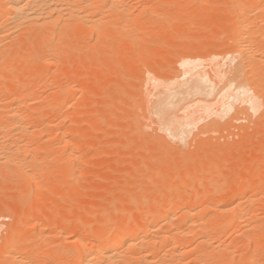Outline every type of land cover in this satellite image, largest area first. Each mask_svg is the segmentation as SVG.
<instances>
[{
  "label": "bare ground",
  "instance_id": "6f19581e",
  "mask_svg": "<svg viewBox=\"0 0 264 264\" xmlns=\"http://www.w3.org/2000/svg\"><path fill=\"white\" fill-rule=\"evenodd\" d=\"M128 1L130 2L131 0H0V168L5 169V171H6L5 173H7L8 171L11 170V168L8 169V167L9 166L12 167L11 164H13V165L15 164L18 166V167L17 166L16 167L19 169V170L17 169L18 170L17 174H20V172H23L25 175L23 174L22 178H24V179H26L24 176H27V178H28V180L26 179L27 183L23 182V184H24L23 186L24 187L27 186L29 188V190L27 191L25 189V192L27 191V193H25V195H27V196H26V198L24 197L25 201L22 200L23 205L20 204V206L23 207V211L31 204V202L33 200H36V199H39L42 197V192H41L42 188L40 189V187H42V186L39 187V185L36 184L34 187L33 184L38 183L36 181L37 176L42 177L41 174L43 173V168H44V167L40 166L42 160H40V158H38L37 155L39 152L41 153V151L43 153H45V148H42L44 145L38 143L39 147L42 145L41 149H39V150H38V148H39L38 146H36V149H35V147L31 149V147L29 146V148L31 150H33V151L35 150L34 151L35 153H34V152L30 151L29 148H27V145H28L27 143L29 142V140L31 138H35L34 136L37 135L38 133L40 135V132L41 133H45V132L47 133V131H50V129H48L49 127L46 129L40 123L42 121H44L45 118L48 117V115H49L48 113H50V111L53 113H55L54 112L55 110L58 111V109L54 110V108L55 107L57 108V105H59V104L56 105V104L52 103L53 106H50V104L45 103L46 106H44L42 108V107H40L41 105H39L40 102L38 103L39 106L37 105L35 107L34 106L35 104H34L33 105L34 107L32 106L31 108H37V107L39 108L40 107L41 112H39V110H38V111H36V113H34V115H35V114H37V112H39L38 115H36L34 118V121H33L34 124L32 122H30L31 124L28 123V121H26V119H24V116L22 115V113H23L22 110H24V108H21V107L31 106L34 101L39 99L38 91L36 93V90L33 89L34 85L31 84L33 86V88H32L33 90L32 89L30 90V87H29L30 82H33L32 78H34L35 76L38 77L40 74L43 75L44 73H47L49 71V69L51 68V66H53L51 63L53 61H56L57 63L56 62H54V63L56 65H58L59 62H66V60H68L74 66V63L72 62L73 60L70 61L71 58L69 59L67 57L71 54L73 55L75 52H78L79 51L78 49H81V47L79 48V46H81V43H83L84 41L88 40L90 42L93 38L94 33H96V35H97V37H96L97 41H99L102 44H105L106 40H108V39L112 38V39H116V41H117L120 39V37L125 38L122 35L126 34L129 36V34H127V33H129L130 31H134L137 33L144 31L145 28H143L144 24L142 25V23H141L143 20V19L141 20V17L142 18L145 17V13L148 11L147 8H149V7H147V8L144 7V9L140 10V13L138 15L134 14L135 17H132V15H130L128 12L129 9H131L130 8L131 6H129L130 4ZM211 3H212V1H211ZM131 5H135V4L131 3ZM157 6H158V4H157ZM202 6L205 7L204 4ZM169 7H170V5H169ZM188 7L189 6H187L186 9L183 8V9H185V11L179 15H183L185 12L187 13V11L189 10ZM132 8H134V7H132ZM253 11H256L254 13V15L251 14ZM227 12H226L227 13L226 17L224 19L218 20L217 22L215 21V24H217L218 26L226 24V23L228 24V26H227V24L225 25V26H227L226 31L230 35L231 40H232V43L230 42L231 43L230 48L228 47L229 49H227L226 51L225 50L222 51L219 49L220 45L212 44V43H211V45L208 44L207 46H205L204 48H201V49H199L200 48L199 47L198 49L202 50L201 52L200 51L197 52L196 49L192 48V47H189L187 49L184 48L185 51H183L184 53L181 54L182 58L180 59L179 62L181 63L182 68H183V66H185L186 68L189 67V68H187V70H186V68L182 69V73H183V70H185L184 74L187 73L188 77L187 76L182 77V75L176 73V72H178L177 70L172 71V73H171V71L169 72V70H167V72L165 71L166 73H156L155 72L156 74L153 76L151 75L149 78V80L153 81L155 83V86L158 88V89L156 88L157 89V91H155L156 93L152 90L154 92V93L151 92L153 95L149 96L150 91L148 90L149 93L147 94V92H146L147 90L145 89L146 94H144V95H142V93H141V95L135 94L137 96L136 99H133V101L137 100V102L134 101L135 103H131L132 99H131V101H129L130 100V99L128 100L129 97L127 96V98H126V95H125V96H123L122 99L123 100L126 99L127 101H129L127 103H126V101H123L124 103H126V105H127L126 107L124 106L125 104L123 105L121 103L122 102L121 100L118 101L117 96H116L117 98L114 99V100L117 99L115 101L116 106H114V107L117 109L123 110V111L125 110V108L128 107V105H130L131 108H132V106L136 105L140 109H142V108L145 109V107L148 106V108L150 109L149 111H151L150 116L154 115L153 116L154 117L153 120L155 121L154 123H157V126L160 125L162 128V131L161 130H158V131H161L160 132L161 134L164 131L163 134L165 136H157L158 139L159 140H165L166 137H168V138H170V140L173 139L172 141L175 140L173 143L176 144V147H175L176 157L171 156L170 151L167 150L168 148L158 146L159 143L158 144L156 143L153 145L152 149H155V151H151L149 149L151 147L150 146L151 144L149 145L150 147L145 145L142 149L143 151L140 153V155L142 154L143 157L141 159L138 157L139 162H136L135 165H138V163L140 164V165H138L139 167H137V168H139L138 169L139 171L141 170L140 169L141 167L146 166V169H145V167H143V169H142V170L145 169V171H143L144 177L146 179V180L144 179L145 181H147V179H151V177L153 175L157 176V174H158V175H161L162 178H164V180L162 182L160 180H158V182H160V183L152 186V184L150 185L149 181L146 183H144V181H143V184H139V186L137 185V187L134 185V188H133V185L131 184V183H133V179L131 178L132 181H129L130 182L129 184H131L132 187H130V188L127 187L128 188L127 189V188H125V184H124V187H122V188L125 190L126 189L130 190V191H132V190H137V192L142 191L143 192L142 195L141 194L138 195V193H137V195L133 196V195H129V194L124 193V192L120 193L117 190L118 194H117V192H115L114 195H115L117 201L120 200L119 202L122 203L121 206L119 203V206L117 207L118 209L115 210V208L113 207V203L108 204L107 202H106L107 203L106 208L104 207V209H102V211L94 212L92 214L86 215L84 213L85 211L83 212L81 210L75 209L76 212L74 210V212L71 215L69 214L70 218L72 217V219L75 218V220H77L76 224L72 228H70V232H69V228L67 227L68 225L67 226H65V224L62 226L57 225L58 227L60 226V228H59L60 233L62 231H63V233L66 231V233L69 232V233H72L73 235H76L77 237H79V239L77 238L78 240H77L76 248L72 249L70 251V253H68V256L71 259V260L69 259V261L73 260L74 263L77 261V263H75V264H177L176 262H180L178 264H182L181 261L184 262V259H185L184 257L186 256V258H187V255L184 256L183 254H185L186 252H188L190 250V249H188V244L190 242V245H191V242H194V241H192L193 240L192 238H194V239L196 238L195 234L200 229L199 225H202L201 228L203 227L202 229H205V230H202L203 233L199 234L200 235L199 236L200 240L198 239L199 242L196 239L197 242L194 243L195 245L192 243L195 246V248H194V246L192 247V249H191L192 252H195V253L197 252L198 254L200 253V257L198 258L200 261L198 260L199 263H196V264H215L216 261H217V263L220 262L219 264L226 263V262L227 263L233 262V258L230 256L231 254L229 255V253L230 252L232 253L235 249L233 251H230L229 248L231 250L233 249L230 247V245L228 246V245H225L224 243H222L224 245L220 244L222 239L220 242L218 241L220 239V237H219L220 233L221 232L223 233V231L227 229L226 227H230L232 225L233 226L234 225H237V226L241 225L242 228L245 227L244 229L248 228V229H246V231H244V233L246 232V234H243V235L248 236V237L244 236L245 238H247L246 243L249 244L250 241H254L256 243L255 244L253 242L255 245H257V246L259 245L258 244L260 241L259 239H260L261 235L264 233L263 232L264 226H263V229H261V230L258 229L259 232L255 233L254 230H255V228H259V225L257 224L258 227H255V225H252V223H257V222L252 221V223H251V220L257 218V216H259V215L258 214L256 215L255 214L256 212L254 210L252 211L249 208L252 207V209H253V207L256 206L255 204L258 201L260 202V200H262L261 199L262 197L260 199H258L259 197L257 196L258 198H256L255 195L259 193L260 187L262 185H264V181L262 179H260V177L256 178L257 176L255 175L256 176V177L254 176L255 179L253 178L250 182H247L246 180L242 183L240 181H239V183L235 182L236 184L234 183V185L231 187L232 189H229V190L224 191V192L217 191V190H219V189H217L216 191H209V192L207 191L205 193H200L197 191V189L201 188L200 186L206 187L208 185V188H211V190H214V189H212V187H209V186L220 184L224 180L223 171L225 172L224 169H225L226 165H228L232 159V158L231 159L229 158V154H230L229 153L230 151L228 150L229 144L226 141L225 142H221V141L216 142V140L215 141L211 140V141H214V143L212 142V144H204L202 141H200L198 143L199 146H198L197 154H192L191 152H189L188 150L185 149L187 146V143H189L188 141H189L190 136H192L193 130H196V128H197L196 125H197L198 121H200V122L202 121V123H203L205 120H207L206 118H205V120H203L204 117L207 116L204 113H206V112L211 113V111L213 112V110H215L214 108H216V110H215L216 112L214 111V113H213L214 116L213 115H212L213 117L210 116V117H212V119L210 121L204 122V124L200 128L201 133L212 131V132L217 133V134H218V132L220 134H225L224 131L226 130L228 125L234 119H237L240 113L246 114L247 119L250 121V125H251L250 127L253 130H260V131L264 130V0H236L234 2L233 6H231V8H229V10ZM158 14L156 16V19L154 18L155 22L157 24L159 21L162 22V19L164 18V17L160 18L161 16ZM200 15H199V17H196L193 20H191L188 24L187 23L185 24L184 21L182 22L183 17L180 18L181 16H178V15H177V17L172 16L173 18L171 19V16L167 15L166 19H165L166 21L163 20L165 27L164 26L162 27V29L164 28L163 29L164 32L163 31L162 32L167 33V30H169L168 26L173 25L174 21L175 22L178 21V23L174 24L175 26L179 25L176 28V31H178V30H180V28L182 29V27H184V25H187L189 28H196V27L198 28V27L204 25V23L206 24L207 22H210L209 20L214 17L212 14H209V13L203 14L202 16H200ZM175 18H177V19H175ZM184 20H185V18H184ZM214 20L215 19H212V23ZM155 22H154V24H155ZM161 22H159V27H161L160 26ZM120 23L124 24L123 27L126 30H122V28L118 27L120 25ZM115 26L118 27L116 29L120 30L121 33H118L119 32L118 30H117L118 32H116V30L112 31V28L115 29L114 28ZM153 26L156 27V24ZM109 27H111V28H109ZM155 27H153V28H155ZM151 30L154 31L152 28H151ZM162 32H161V35L163 36ZM212 33H213L212 31L207 32L205 37L207 38L208 41L213 39V36L215 34L213 35ZM119 34H121V35H119ZM69 35H70V37L74 36L73 37L74 39H72L73 40L72 44H69L66 47H60L59 45H58L59 46L58 47L57 44H55L56 43L55 39H57L58 41H61L64 38L66 40L67 36L69 37ZM171 35L173 36L172 33L168 32L167 35L165 34L166 38L163 37V40H166L167 37L171 36ZM133 36H135V35H133ZM150 38L152 39L153 42L158 41L157 37L154 35H153V37L151 36ZM215 38H217V37H215ZM36 40L40 41V42L42 41L41 43H44V44H42V46L36 48L34 46L35 44L37 45V43H38V42L37 43L35 42ZM173 40H175V39H173ZM222 40H223V38H222ZM43 41H46V42H43ZM97 41H95V42H97ZM188 41H190V40H188ZM70 42H72V41H70ZM99 42H97L95 44L98 45ZM127 42H128V40H127ZM168 42H170V41H168ZM225 43L226 42H224V44ZM154 45H155V43H154ZM87 46H89V45H87ZM127 47H129V46H127ZM33 48H35V49H33ZM104 48H102V49L104 50ZM207 48H209V49H207ZM182 50H183V48H182ZM204 50H206V51L209 50L210 53L207 54V52H206V54H207L206 55ZM219 50L221 52H219ZM107 51L105 53L104 52L103 53L107 54L106 56H108V57H106L105 55H104V57H106V59L109 61L108 58L110 56L111 51L109 48ZM71 52H73V53H71ZM199 53H200V55H203V56H200ZM71 56H69V57H71ZM53 57H54V60H53ZM221 57H223L225 59V61L224 62L221 61L222 63L219 62V64H217V66H219L218 68L226 67V69L223 68V70L221 68L222 71L220 73L223 76L221 79V81H223V85H221V81H218L215 78H213V76L211 74H207L208 72H205L206 74H204L203 71L196 73L194 70H192L193 68L190 69V65L195 64L196 62H199L200 59H205V61L207 59L213 60V62H215V64H216V61H217L216 59H219ZM16 58L19 59V63H17V64L15 63ZM49 58H51V60H52L51 62L48 61ZM78 58H79V56H78ZM138 58H137V60H138ZM73 59H74V57H73ZM224 59H222V60H224ZM36 60H38L39 62H37ZM77 60L78 59L76 58L74 61V62H76V64L79 61V60L78 61ZM214 60H216V61H214ZM35 61H36V63H38V65L36 66V68L33 71H31V75L29 76V75H27L29 72V66L31 63H33ZM16 62H18V60ZM36 63H35V65H36ZM66 63H68V62H66ZM154 64H155V62H154ZM78 66L79 65H77V67ZM181 67H179L177 69L181 70ZM78 68H80V67H78ZM82 68H83V66H82ZM82 68H80L79 71ZM216 68L217 67H215L214 72H216V70H217ZM68 69H70V65L68 66ZM83 70H86V68L84 67ZM83 70H81V71L83 72ZM15 71H18L20 73L23 72L24 76L23 77L20 76V78H18V76L15 77L16 76V75L14 76ZM191 71L193 73H191ZM58 72H59V70H58ZM87 72H88L87 70H86V72L84 71V74H86ZM162 72H163V70H162ZM84 74L82 76H85ZM217 74H219V72ZM27 76H29V78ZM78 76L79 77H77L78 78L77 81H80V79L83 77L80 75H78ZM148 76H149V74H148ZM56 77H57V75H56ZM181 77H182V79H181ZM216 78H218V77H216ZM30 79H31V81H30ZM44 79H42L43 82L40 80L42 83H39V85L35 86V88H37V87L39 88V86H42L40 88H43L44 91H47L51 85L57 86L59 89L57 90L58 92L56 93L55 96H56V100L58 101V103H60V102H61L60 104H64L65 102L69 103V99L72 96H73V98L76 97V96L74 97V93H73V92L77 91V90H75L76 88H74L75 91H71L72 89L70 90L67 87L69 89L68 90L65 85L64 86L62 85L63 82L60 83L61 80L58 81L55 77H54V79L52 77L53 80L51 81V83H49L50 80L48 81V78H44ZM72 79H75L74 75H73ZM6 81H8L7 82L8 84H5ZM118 86H121V84ZM122 86L124 87L125 85H122ZM80 87H81V89H80ZM80 87H79V89L82 91V93H85V95L87 94L86 92L89 93V91L83 85L82 86L80 85ZM82 87H84V88H82ZM117 87H116V89H114L115 91L117 90ZM153 88H155V87H153ZM125 89H127V88H125ZM227 89H229V91L233 92L231 95L232 100H229V102L230 101L231 102L228 105H224L221 107L219 106L220 108L219 107L217 108L216 104L219 102V100H218V102L216 100L217 103H215V105H214V103H213V105H211V106H214V108L209 106L213 102V99H216V98H213V97H216L215 95H220V97L222 96L221 98H223L224 95L222 93L223 92L225 93V91ZM100 90H101V88H100ZM109 90L112 91L111 88ZM118 90H119V92H118ZM118 90L116 92H118L119 96H120L121 95L120 92H122V91L120 90V88H118ZM229 91H228V95L231 94V93L229 94ZM101 92L104 94L105 93L104 89ZM226 93H227V91H226ZM226 93H225V95H226ZM50 94H52V93H50ZM154 94H155L156 98L154 97ZM138 96H140V97L138 98ZM152 96L155 99H152L153 98ZM40 98H41V96H40ZM119 98H121V97H119ZM211 98H213V99H211ZM227 100L225 99V101H227ZM31 101H33V102H31ZM45 101H47V100H45ZM72 101L70 102L71 105H72ZM15 103H16L17 108H15V106H13V104H15ZM193 103L196 105L195 107H194ZM224 103L225 102L223 101L221 104H224ZM238 103H242L243 105L245 104L246 106L241 108L240 106H238ZM17 104H18V106H17ZM111 104H112V102H111ZM190 104H192V106H188ZM218 105H220V104H217V106ZM12 106L15 108L14 110L11 109ZM105 106H107V105H105ZM187 106L189 108H187V111H185V113H183L182 110ZM107 108L108 109L105 112H108L109 107L107 106ZM115 108H110V110L113 112L114 110H116ZM105 109H106V107H105ZM130 109H128V108L126 109L127 113H130ZM134 109L136 110L135 107H134ZM140 109H139V111H140ZM199 109H201V110H199ZM52 110H54V111H52ZM126 110H125V113H126ZM21 111H22V113H21ZM44 111H46L45 115L46 114H48V115L43 120V117L45 116V115H43ZM66 111H69V109ZM180 111L182 112V114L180 113ZM233 111H234V114L231 116V118H229V115ZM26 112H27V110H25V113ZM131 112L132 113H130V114H132V115H130L129 117H131V116L133 117L135 115V117L133 119L137 120V118H138L137 113L133 114V108H132ZM148 112H146V113H148ZM251 112L254 114H258V113L260 114L256 121H254V119L252 118ZM29 113L31 114V112H29ZM50 114H52V113H50ZM58 114H61L60 117L63 116V113L59 112ZM65 114H66V112H65ZM67 114L68 115L63 116V117H65L67 120L69 119V121L74 120V119L71 120L72 115H73L72 113L71 114L67 113ZM111 114H113V113H111ZM124 114H122V117L124 116ZM140 114H141V112H140ZM26 115L28 116L29 114L26 113ZM34 115H32V116H34ZM91 115H92V113H91ZM120 115H121V112L119 113V117H120ZM209 115L210 114H208L207 117H209ZM58 116L59 115H57L56 117H58ZM202 116H203V119L200 120L202 118ZM29 117H31V115H29ZM60 117H58V120L56 118V120H57V122L59 121L61 123L60 120L61 119L65 120V118L63 119V117H62L60 119ZM69 117H71V118H69ZM110 117H111V115H110ZM118 118H117V120H118ZM141 118L143 119L142 116H141ZM133 119H132V121H130V119H129V121L131 122V123L129 122L131 124V126H132ZM149 119L152 120V116ZM24 120L27 122L25 124H30V126L25 125V124L23 125V123L25 122ZM53 120L49 121L50 125L54 123ZM46 121H47V119H46ZM138 121L139 120H137V122ZM145 121L146 120H144L143 122L145 123ZM44 122H42V123H44ZM49 122H48V124H46V122L44 124L49 125ZM57 122L55 121V123L59 126L60 123L58 124ZM73 122L70 125H72L74 127L70 126V128H72V130L69 128L71 130V132L69 131V129L68 130L65 129L66 131L64 130V132H62V133H65V135L63 134L64 137L61 136L62 134H61V130H59L60 128L57 129V130H59V133H57V130L55 132H53L55 134L57 133L56 136L52 132H48V134L51 133V134H53V136L56 137V138L54 137L53 139H55V140L59 139V141L61 139L60 143L61 142L63 143V145H62L63 147L60 145L62 147V150L67 149L65 147H70L72 149L71 151H74L75 149L73 147L76 146L77 144L79 145V143H77L78 142V139H77L78 136H76L77 135L76 130H78V129H75V127L77 125L75 122L74 123ZM129 123L127 125H130ZM56 124H53V125L55 126ZM62 124H63V121L61 123V126H62ZM37 125H39V126L41 125V127H43V129L45 128L46 130L44 129L45 130L44 131L43 129H41L44 132H42L41 130L39 131V129L37 130ZM53 125L50 126V127H52L51 128L52 130L54 129ZM31 126H34V128H31ZM78 126L76 128H78ZM133 126H135V124ZM195 126H196V128H195ZM198 126H199V123H198ZM89 127H90V125H89ZM132 128H135V127H132ZM142 128H146V127L143 126ZM147 128L149 129L151 127H147ZM161 128L159 127V129H161ZM12 129H14V130H12ZM67 132H69V137H70V135H72V137L67 138L68 137V136H66L68 134ZM150 132H151V130H150ZM249 132H247L245 134V137H241L242 139L244 138L243 142H246L247 138H249V136H250ZM78 133H79V130H78ZM51 134L48 135V137L52 136ZM125 134H126V132H125ZM199 135H201V134H199ZM134 136L137 137L136 134ZM213 136H215V135H213ZM226 136H228V135H226ZM220 138H221V135L219 137V140H220ZM224 138H226V137H224ZM225 140H227V139H225ZM34 141H33V143L37 144V142H34ZM56 141H58V140H56ZM30 142H32V141H30ZM246 143H248V142H246ZM64 144H65V146H64ZM192 144H190V145H192ZM237 144H238V142H237ZM30 145L35 146L34 144L33 145L30 144ZM50 145H52V144H50ZM155 145H156L157 149L154 148ZM54 146H56V144H54ZM60 146H56V148L60 147ZM191 147L194 148V144ZM26 148L29 150H26ZM47 148H48V150H50V148L48 146L46 147V150H47ZM56 148H55V153L58 154L60 152V150L58 152ZM256 148H257V146H256ZM23 149L26 150L25 153H24ZM36 150H38V152ZM48 150H47L48 156L51 157L53 154L57 155L55 153L51 154L50 153L51 150L49 152H48ZM255 150H252V151L254 152ZM27 151L31 152V154ZM52 151H54V150H52ZM252 151H251V154H252ZM21 152H23L24 154H21ZM75 152H72L70 154L68 152L64 153L65 157L69 155L67 157L68 159H66L67 160L66 163L71 164L69 162H72L75 160L82 161L83 159H85L87 153L89 152V149L87 147H84L82 149L81 154H79L78 156L75 155L76 154ZM243 153H244V151H242L241 149L240 150L238 149L237 153H235V151H234V154H235V156H237V158H240L241 154H243ZM26 154L27 155L36 154V157H34V158H37L36 159L37 161H35L32 158V156H31V158L33 161H30L29 160L30 156H27ZM244 154H246V152ZM256 154H258V153H256ZM24 155H25V157H24ZM60 155H62V154H60ZM26 156L29 158L27 160H24V159H26ZM252 158H253V156H251V159ZM54 159H55V161L57 160V158L54 157L52 159L53 162H55ZM262 159H264L263 155H262ZM38 160H40V161H38ZM135 160L138 161L137 159H135ZM252 160H250L249 163L247 164V166L245 168L246 170H249L252 166H255V165L256 166L254 168L258 169V167L260 166V162H264V161H260L257 164L254 162L255 165H253L252 163L254 160L253 161ZM28 161L31 163H29ZM25 162L28 164H26ZM53 162L50 163L49 165H51V164L53 165ZM62 162H64V161H62ZM84 162H85V160H84ZM166 162H169L172 164L169 167L165 166L166 169H164L163 165ZM42 163H45V161L43 160ZM66 163L64 162L61 165L65 164V166L68 167L69 165L67 164L68 165L67 166ZM133 163H134V161H133ZM193 163H195L194 164L195 166L193 165ZM84 164H87V163L85 162ZM55 165H57V163ZM141 165H143V166H141ZM230 165H232V164L230 163ZM263 165L264 164H262V166ZM46 166H47V164H46ZM243 166L245 167V165H243ZM16 167H14V170H13L14 172H15ZM52 167H54V165ZM62 167L63 168H60V169H62V170L66 169L64 166H62ZM54 168H56V167H54ZM28 169H31V171H30L31 174H28L29 172H26L27 174L25 173V171ZM40 170L42 171V173H39ZM138 170H136V171L139 172ZM67 171L69 172L70 169ZM80 171L83 172V170H80ZM136 171H135V173H136ZM32 172H35V173H32ZM65 172H66V170H65ZM68 172L65 173L66 176L62 175L65 178V179H63V177H62L63 182L59 181V182H61V184L64 185V191L70 190L73 187V184L75 182L74 179H73V181H71L72 177H69V176H73L74 174L72 173L73 175H71V174H68ZM82 172H80V173L83 174ZM143 172H141V173H143ZM257 172L259 173V171H257ZM2 173H3V170H2ZM2 173H0V174H2ZM11 173H13V172L11 171L10 174ZM80 173H79V175L81 176ZM38 174H40V175H38ZM259 174L262 175V172ZM132 175L133 174H131V176ZM136 175H137V173H136ZM6 176H8V175H6ZM16 176H18V175H16V172H15L13 174V177L19 178ZM140 177H141V175H140ZM76 178L78 179V176ZM128 179L130 180V177ZM135 179L136 178L134 177V180ZM138 179H141V178L138 177ZM138 179L136 180V182L140 181ZM153 179H155L157 182L158 177L157 178L153 177ZM125 180H127V179H125ZM49 181L51 182V180H49ZM76 182H78V181H76ZM237 182H238V180H237ZM124 183H125V181H124ZM134 184H135V182H134ZM128 185L126 184V186H128ZM222 185H224V184L222 183ZM131 188H133V189H131ZM155 192H157V193L155 194ZM250 192H251V195H249ZM158 193H159V195H157ZM253 197H255V198H253ZM22 199H23V197H22ZM19 200H21V199H19ZM110 200H108V202ZM227 200H228V203L225 204V202ZM33 202H32V204H33ZM182 202H183V204L181 205ZM261 202H263V201H261ZM220 203H222V204L224 203V204L222 205ZM210 204H212L213 206H211ZM194 205H196V207L193 211L192 210L193 208H191V207L192 206L194 207ZM202 205L204 206V208L202 207ZM205 205H208V206H205ZM96 206H99V205H96ZM133 206H137V208H135ZM209 206H210V208H208V209H210V210L208 212L207 209H205V207H209ZM247 206H248V208H247ZM245 207H246V209H249L248 211L251 210L250 212H252V215H251V213L249 214V215H251V218H252L251 220H250V216L248 215L249 212L248 213L244 212ZM256 207H258V206H256ZM14 209H18V208L14 207ZM99 209H101V208H99ZM6 210L9 211V209H7V208L5 209V211ZM54 210L55 209H53V211ZM245 211H247V210H245ZM211 212H214V213L209 215ZM55 213H58V212L54 211V214L52 213L54 217L50 218L51 219L50 225H56L55 224L56 219H54L56 217ZM16 214H18V213L16 212ZM207 215H209V217ZM39 216H40V212H39ZM84 216L85 217L87 216V218L91 219V221L93 223L91 226L86 227L87 224L85 226V224L82 225L83 223L82 224L80 223V220L83 219ZM247 216L249 217L248 219H247ZM207 217L209 219H207ZM253 217H255V218H253ZM261 218H259V219H261ZM123 219H126V221L123 222L122 221ZM246 219L249 221V223H251L252 228L250 227V224L248 223V221H246ZM16 220L20 223L19 219L16 218L15 222H16ZM182 221H183V224H181ZM205 221L210 222L209 224H211L212 227H211V225L208 224V222H205ZM256 221H257V219H256ZM177 222H179V223L181 222V223L177 224ZM203 223H205V224L207 223L206 225L210 226V228L207 229L206 228L207 226H205ZM176 224L178 225V227H176L177 226ZM50 225H48V222H47V224L45 223L43 225L42 229H40V230L44 229V231H45L46 230L45 228H47V226L50 227ZM93 225H96V226L94 227ZM237 226H234V227L237 228ZM173 227L177 228L175 232L172 229ZM253 227H254V229H253ZM18 228L19 229L15 228L17 230L16 231L13 230L14 232L10 233L11 234L10 236L12 239L8 238V240H10L11 243L10 242L8 243V240H6L7 242L5 241L7 243V246L8 247L10 246V247L8 249L5 248V249H7V251L5 249L2 250L4 254H3V256L1 254L0 258L7 256V254L5 255V252L11 254L12 251H14V253H15V250H17L16 253L20 254V258L17 256L18 254L17 255L14 253H12L13 255L8 254L7 258L0 259L1 263L3 264L6 262V264H12L14 262L13 264H43L47 255H45V257H42L41 253L38 250L40 245H41V247L43 246L42 245L43 243L41 242V235L39 236L40 239L35 241L33 244H31V245L27 244L30 247H28V246L25 247V245L23 246V244H22L27 240V238L31 235V233L33 232V229H34L33 225H32V221L29 218V216L25 219V221L23 223L19 224ZM21 228H22V230H21ZM239 228H241V227H239ZM194 229L196 231H194ZM197 229H198V231H197ZM249 229L253 230V231H251V232H253L252 234L250 232L247 233V231H249ZM20 231H21V233H20ZM192 231H193V233L196 232L194 234V236H192V234H190V232H192ZM202 231L200 230L199 232H202ZM59 232H58V235H61V234H59ZM222 233H221V235H222ZM189 234L192 236L191 238L189 237ZM86 237H87V239H86ZM36 238H38V237H35V239ZM49 238H51V237H49ZM82 238H85V240ZM189 238H190V240H189ZM197 238H198V236H197ZM54 242H55V240H54ZM6 243L3 247L6 246ZM197 243H198V245L196 246ZM21 244L25 248L22 249V247L20 246ZM32 245H34V246H32ZM238 245H237V247H238ZM261 245L259 247H254V248H256V249L261 248ZM233 246H234V244L232 245V247ZM248 246H246V247H248ZM29 248H31L32 252H30L31 250H29ZM9 249H10V251L8 252ZM33 249L34 250L36 249V251L37 250L38 251L36 252ZM4 250H5V252H4ZM247 250H250V247H248ZM259 250L258 249L256 250V254H257V251H259ZM57 251H58V249L56 250V256H58V257L60 255H63L66 252L65 249H59V251L58 252ZM190 251H189V254H192V252H190ZM33 252L36 253L38 256L40 255L41 258H43V259L45 258L43 260V263L42 262L38 263L39 259L38 258L36 259L37 255L33 254ZM248 252H250V251H247V255H245L246 257L244 259V262H252L253 264L254 263L259 264L260 262H262V264H263V261H262L263 258L261 257V256H263L261 254L263 252V248L261 251H259V253L260 252L261 253L260 254L258 253L261 256L256 255L255 253L249 254ZM251 254H253V255L255 254V255L253 256ZM14 255H15V257H18V259H15L13 257ZM29 255H30L31 259L35 258L34 260H36V261L38 260V262H33L34 260H31ZM31 255L32 256L35 255V256L32 258ZM65 255H66V253H65ZM195 255L199 256L197 254H195ZM9 256H11L10 259H14V261L9 262V260H10V259H8ZM54 256H55V254H54ZM188 256H191V255H188ZM48 257H49V259L45 260L46 263L49 260H51L50 259L51 257L53 258V256L50 257V255H48ZM181 257L184 259H181ZM221 257H222V259H221ZM230 257L232 258V261H231ZM254 257H257V259ZM258 257L259 258L261 257L262 260H259ZM6 259L8 262L6 261ZM30 260L32 262H30ZM193 260H195V259L193 258ZM69 261H68V263H64V264H69V263L72 264V262H69ZM196 261L197 260L194 261V264ZM183 264H185V263H183ZM186 264H188V263H186Z\"/></svg>",
  "mask_w": 264,
  "mask_h": 264
},
{
  "label": "rangeland",
  "instance_id": "374dc122",
  "mask_svg": "<svg viewBox=\"0 0 264 264\" xmlns=\"http://www.w3.org/2000/svg\"><path fill=\"white\" fill-rule=\"evenodd\" d=\"M131 1L130 2L128 1V2L130 4L129 6H131L130 8L133 11L131 9H129L128 12H129L130 15H132V17H135V15H138L140 13V10L144 9V7L145 8H147V7L150 8V9L147 8L148 11L145 13V17H143V18L141 17V20L143 19L141 23H142V25L144 24L143 25L144 26L143 28H145V30L143 29L144 31H141V32L138 31L139 33L134 32V31H130L129 33H127V34H129V36L126 35V34H125L126 36L125 35H122L125 38H121L120 37V39L117 40V41H116V39H112L111 38V39L106 40L105 44H102L99 41H97V38H96L97 35H96V33H94L93 38H92V40L90 42L88 40L87 41H84L83 43H81V46H79V48L81 47V49H78L79 50L78 52H75L73 55L71 54L72 56L69 55L71 57H69V56L67 57L69 59L71 58L70 61L73 60L72 62L74 63V66L68 60H66V62H68L69 64L66 63V62H59L58 65H56L54 63L56 61L51 62L52 60H51V58H49L48 61L51 62L52 65H53V66H51V68L49 69V71L47 73H44L43 75L40 74L38 77L35 76L34 78H32L33 79L32 80L33 82H30L29 87H30V90H31L33 88L32 85H34V88L33 89L36 90V93L38 91L39 99L36 100L37 102L36 101H34V102L31 101V102H33V104L31 106H28V107L23 106V107H21V108H24V110H22L20 108L23 111V113L25 114L24 115L22 113V111H21L22 115L24 116V119H26V121H28V123H30V122L33 123L35 116L38 115L39 112H41L40 111V107L43 108L44 106H46V104H50V106H53V104H56V105L59 104V105H57V108L56 107L55 108L53 107L54 110L55 109H58V111L52 110L55 113H53V112L50 111V113H52V114L48 113L49 115L48 114L45 115V112L46 111H44L43 115H45V116L43 117V120L48 115V117L45 118V120H44L46 122V124H48V122L49 121H52L53 119L57 122L58 117H60V115H61V114H58L59 112L60 113H63V116L68 115L67 113H69V114L72 113L74 116L72 115V118L71 117H69V118H71V120L72 119H74V120L69 121V119L67 120L65 117L62 116L63 119L65 118V120H66V121L65 120H62L61 119L62 117H60L61 120L60 119L59 120L61 121V123L63 121L62 126H61V123L59 121L57 122L58 124L60 123L59 126L55 123L54 120H53V122H54L53 124H56L55 126L53 124L50 125V122H49V125H46V124H44L45 122L42 121L44 123L41 122L40 124H42L46 129L49 127L48 129H50V131H47V133L46 132L45 133H41L40 132V135L38 133L37 135L34 136L35 138H31L29 140V142L27 143L28 144L27 145V148H29V146H30L31 149L34 148V147L36 149V146H38V143L44 145L43 147H42V145L40 147L38 146L39 147L38 150L41 149V147L42 148H45V153H43L41 151V153L39 152L38 155H37L38 158H40V160H42V161L44 160L45 161V163H42V161H41V165H40L41 167H44L43 168V173H42L41 170L39 172V173H42L41 174L42 177L37 176V180L36 181L38 183L33 184L34 187H35L36 184H38L39 187L42 186V187H40V189L42 188V190H41L42 197L39 198V199H36L37 201L36 200H33L34 201V202L32 201L33 204L31 202V204L29 205L31 208L28 206L23 211V207L20 206V204L23 205V201H25V198L27 196V195H25V193H27V191L29 190V188L27 186H25L26 188L23 186L24 185L23 182L25 183L26 182V179L28 180L27 176H24L26 178V179H24V178H22L23 177V174H24L23 172H20L19 171L20 174H17V171L19 169L17 168L18 166L15 165V164L14 165L11 164L12 167L11 166L8 167V169L11 168V170L8 171L9 173L7 172L8 174L5 173L6 172L5 169H3V168L1 169L0 168V173H2V170H3V173L0 174V176H1L0 177V255L2 254V256H3V254H4L3 251H2L3 249H5V248L8 249L10 247V246L8 247L7 246V243H6L7 242L6 240H8V238H11V236H10L11 234L10 233H12V232L16 231L17 229H19L18 228L19 224L23 223L25 221V219L29 216V218L32 221V225H33V228L34 229H33V232L31 233V235L25 241L26 243L25 242L22 243L23 246L25 245V247H26V246H28L27 244H30V245L33 244L35 241H37L38 239H40L39 236L41 235V242L43 243L42 244L43 246L41 247V245H40L41 248L40 247L38 248L39 252L41 253L42 257H45V255H47V257H48V255H50V257L53 256V258L51 257L50 258L51 260H49L46 263L45 260L46 259H49V257L48 258L46 257V259L44 258L45 259L44 260L43 258H41L40 255L38 256L36 253L33 252V254L37 255L36 259L38 258L39 259V262H38V260L37 261L34 260L35 258H33V257L35 255L34 256L31 255L33 259H31L30 255H29L30 259L31 260H34L33 262H38V263H41V262L43 263V260H44V263L45 264H62V263L64 264V263H68V261L70 259V257L68 256V253H70V251L72 249H75L76 248V246H77L76 245L77 244V240L79 239V237H77L76 235H73L72 233H69L70 232V228H72L76 224V222H77V220H75L74 217H73L74 219H72V217L70 218L69 217V214L71 215L74 212L75 209L76 210L77 209L78 210H81L83 212L85 211L84 213L86 215L87 214H92L94 212H100V211H102V209H104V207L106 208L107 203L108 204L113 203V207L116 210V209H118L117 207L119 206V203H120L119 202L120 200L117 201V199H116V197L114 195L115 192H117V190L120 193H123L124 192V193H127L129 195H133V196L134 195H137V193H138V195L139 194L142 195L143 194L142 191L141 192L140 191L137 192V190L130 191V190H127L128 189L127 187H129V188L132 187L131 184L133 185V188H134V185L137 187V185L139 186V184H143V181H144V183H146V182L149 181L150 185L152 184V186H154L155 184L160 183V182H158V180H160L162 182L164 180V178H162L161 175H158V174H157V176H154L153 175L151 177V179H147V181H145L146 179L144 177V172L143 171H145L146 166L141 165V166L145 167V169L142 170L143 167L140 166L141 167L140 169L142 171L141 170L139 171L138 170L139 168H137V167H139L138 165H140V164L138 163V165H135L136 162H139L138 157L140 159L143 157V155L142 154L140 155V153L143 151L142 149H143V147L145 145L148 146V147L151 146L149 149L151 151H155V149H152V147H153L154 144H156V143L158 144L159 143L158 146H162L164 148H168L167 150L170 151L171 156L172 157H176V155H175V152H176V149H175L176 144L173 143L175 140L172 141L173 139L170 140V138H168V137H166L165 140H159L158 139L157 136H165L163 134L164 131H163L162 134L160 133L162 131V128H161L160 125L157 126V123H154L155 122L153 120V118H154L153 116L154 115H151L152 116V120L149 119L151 117L150 116V112L151 111H149L150 109L148 108V106H146L145 109L142 108V107H141L142 109H140L136 105L132 106V108H133V114H136L137 113V117L139 118L138 119L136 117L137 120H139L137 122V120L133 119L135 117V115L133 117L132 116L129 117L130 115H132V114H130V113H132L131 112L132 111V108H131L130 105H128V107H127L128 109L131 108L130 109V113H127V110H126L127 108H125V110H126V113H125V110L123 111V110H120V109H117V108L114 107V106H116V102L115 101L117 99H118V101L121 100L122 101L121 103L123 105L125 104L124 106L126 107L127 106L126 103L129 102V101H131V99H132V102L131 103L137 102V100L136 101L134 100L135 102L133 101V99H136V97H137L136 95L137 94H140V95H141V93H142V95L146 94L145 93V89L147 90L146 91L147 94L149 93L148 90L150 91V93H149L150 95L149 96L153 95L152 93H154L155 91H157L158 88L155 86V83L153 81H150L149 80V78H150L151 75L153 76L156 73H166L167 70H169V72L171 71V73H172V71H176L177 70L178 72H176V73L182 75V77H184V76L185 77L186 76L188 77V74L187 73L184 74V71L185 70H183V73H182V69H185L186 67L183 66V68H182L181 67V63L179 62L180 59L182 58V55L181 54H183L184 53L183 51H185L184 48L187 49L189 47H192V48H195L197 52L198 51L201 52L202 50H199V49L204 48L208 44L211 45V43H212V44L220 45L219 46L220 48L219 47L218 48L220 50H222V51L223 50L226 51L227 49H229L230 48V45L232 43V40H231L230 35L226 31L228 24L226 23L227 26H225L226 24H223V25L218 26L217 24H215V21L217 22L218 20L224 19L226 17L227 13H228L227 11L229 10V8H231V6H233V4H234V2L236 0H131ZM211 1H212V3H211ZM131 3L132 4H135V5H131ZM157 4H158V6H157ZM203 4L205 5V7L202 6ZM169 5H170V7H169ZM187 6H189L188 7L189 10L187 11V13L185 12L186 14L184 13L183 15H179V14H182L185 11V9L187 8ZM132 7H134V8L136 7V8L134 9ZM183 8H185V9H183ZM255 12L256 11H253L251 14L254 15ZM208 13L209 14H212L214 16L212 18V19H215L213 21V23H212V19H210L209 20L210 22H207L206 24L204 23V25H202V26H200L198 28L197 27L196 28H189L187 25H184L185 28L182 27V29L180 28V30L176 31V28L179 25L177 24L178 26H175L174 24L178 23V21L177 22L174 21V23H173L174 26L173 25L168 26V29L169 30H167V33L168 32L172 33L174 37L171 35V36H168L166 40H163V37L166 38L165 34L167 35V33H163L164 32L163 31L164 28L162 29V27L164 26V21L163 20L166 19V16L167 15H170L171 16V19L174 16L177 17V15L178 16H181L180 18L183 17L182 18V22L184 21L185 24L186 23L188 24L194 18L199 17L200 14H201L200 16H202L203 14H208ZM157 14L161 16V17L159 16L160 18H163L164 17L162 19V22L159 21V22H161L160 23V26L161 27H159V22H158V24L155 22V19H156ZM184 18H185V20H184ZM175 19H177V18H175ZM154 22H155L157 28L155 26H153V25H155ZM123 25L124 24L120 23V25L119 26L117 25V26L120 27V28H122V30H126L123 27ZM118 27L115 26L114 27L115 29L112 28V31H115L116 30V32L119 31L118 33H121L120 30L116 29ZM153 27H155L156 29L153 28ZM109 28H111V27H109ZM151 28L154 31H152ZM208 31H212L213 32L212 33L213 35L215 34L213 36V39L210 40V41H208L207 38L205 37ZM161 32H162L163 36L161 35ZM119 35H121V34H119ZM133 35H135V36H133ZM153 35L157 37V39H158L157 42H153L152 39L150 38L151 36L153 37ZM73 37H70V35H69V37L67 36V39L66 40L63 38L61 41H58L57 39H55L56 40L55 41L56 42L55 44H57V46L59 45L60 47H66L67 45L73 43V40H72V39H74ZM215 37H217V38H215ZM222 38H223V40H222ZM173 39H175V40H173ZM127 40H128V42H127ZM167 40L170 41V42H168ZM188 40H190V41H188ZM70 41H72V42H70ZM95 41L99 42V44L98 45L95 44V43H97ZM223 41L226 42V43L224 44ZM35 42L36 43L38 42L37 43L38 46L36 44L34 45L36 48H38V47L42 46V44H44V43H41L42 41L40 42V41H37L36 40ZM43 42H46V41H43ZM154 43H155V45H154ZM86 44L89 45V46H87ZM84 46L85 47L87 46V47L85 48ZM127 46H129V47H127ZM101 47L102 48H104V47L106 48L107 47V48L106 49L104 48V50H103ZM108 48L111 51L110 56L108 58L109 61L106 59V57H108V56H106L107 54H104L108 50ZM182 48H183V50H182ZM33 49H35V48H33ZM207 49H209V48H207ZM206 50H204L205 54H206V52H207V54H209L210 53L209 50L208 51H206ZM220 50H219V52H221ZM71 53H73V52H71ZM104 55L106 57H104ZM199 55H200V53H199ZM78 56H79L80 59L78 58ZM200 56H203V55H200ZM73 57H74V59H73ZM76 58L80 61L79 62L77 60L78 61L77 64H76V62H74ZM137 58H138V60H137ZM221 58L224 59L223 57H221ZM221 58L216 59L217 61L214 60V61H216V64H215V62H213V60L207 59L205 61V59H200L199 62H196L195 64L190 65V69L193 68L192 70H194L196 73H199V72L203 71L204 74H206L205 72H208L207 74H211L213 76V78H215L218 81H221V79H222L223 76L220 73L223 70V68L226 69V67H223V68L220 67V68H218L219 66H217V64H219V62H221V61L224 62L225 61V59L222 60ZM17 60H18V62H16ZM53 60H54V57H53ZM36 61L39 62L38 60H36ZM36 61L30 64V66H29V72H28L27 75L30 76L31 75V71H33L36 68V66L38 65V63H36ZM154 62H155V64H154ZM15 63L16 64L19 63V59L18 58L15 59ZM35 63H36V65H35ZM65 63L68 66L70 65V69H68V66ZM77 65H79L78 67H80V68H82V66H83V68L85 67L86 70L88 71L86 73L87 75L84 74V71L86 72V70H83V68H82L81 70H83V72L81 70L79 71L80 68H78ZM179 67H181V70L180 69H177ZM215 67H217L216 69L218 70V71L216 70V72H214L215 71ZM187 68H189V67H187ZM187 68H186V70H187ZM221 68H222V70H221ZM58 70H59V72H58ZM162 70H163V72H162ZM218 72H219V74H217ZM19 73L20 72L15 71L14 72V76L16 75L15 77L18 76V78H20V76L21 77L24 76V73L23 72H21L22 74L20 73L21 75ZM191 73H193V72L191 71ZM83 74L85 76H82ZM148 74H149V76H148ZM56 75H57V77H56ZM73 75H74V78L76 80L75 79H72ZM78 75H80V76L83 77V78L80 79V81H77V79H78L77 77H79ZM29 76H27V77L29 78ZM52 77H53V79L55 77L58 81L61 80L60 83L63 82L62 85L63 86L65 85L66 88L68 87L70 90L72 89L71 91L77 90V91L73 92L74 93V97L75 96L76 97L73 98V96H72L69 99V103L65 102L64 104H60L61 102L58 103V101L56 100V96H55L56 93L58 92L57 90L59 89L57 86H55V85L52 86L51 85L52 87L50 86L47 91H44L43 88H40L42 86H39V88L38 87L35 88V86H37V85H39V83H42L43 82L42 79H44V78H48V81L50 80L49 83H51V81L53 80ZM182 77H181V79H182ZM216 77H218V78H216ZM30 81H31V79H30ZM7 82L8 81H6L5 84H8ZM120 84H121V86H118ZM80 85L81 86L83 85L89 91V93L86 92L87 93L86 94L87 96L85 95V93H82V91L80 90L81 89ZM122 85H125V86L123 87ZM221 85H223V81H221ZM79 87H80V89H79ZM84 87H82V88H84ZM116 87H117V90H118V88H120V90L122 91L120 93H121V95L123 94L122 96L121 95L119 96V93H118L119 90H118V92H116L117 90L116 91L114 90V89H116ZM153 87H155V88H153ZM74 88H76V89L74 90ZM100 88H101V90H100ZM110 88H111L112 91L109 90ZM125 88H127V89H125ZM103 89L105 91L104 94L101 92V91H103ZM226 91H227V93H226ZM226 91H225L226 95H225L224 92L222 93L225 98L224 97L221 98L222 96L220 97V95H215L216 97H213V98H216V99L211 98V99H213V102L209 106L213 105V103L215 105V103H217L218 100H219V102L217 104H220V105L217 106V104H216V107L217 108L219 106L221 107V106H224V105H228L231 102V101L229 102V100H232L231 95H232L233 92L232 91H229V89H227ZM228 91H229V94L231 93L230 95H228ZM50 93H52V94H50ZM125 95H126V98H127V96L129 97L128 98V100L130 99L129 101H127L126 99L125 100L122 99L123 96H125ZM40 96H41V98H40ZM119 97H121V98H119ZM139 97L140 96H138V98ZM154 97L156 98L155 94H154ZM154 97L152 99H155ZM115 98H117V99L114 100ZM225 99L226 100L228 99V100L225 101ZM45 100H47V101H45ZM216 100H217V102H216ZM71 101H72V105L70 103ZM123 101H126V103H124ZM223 101L225 103L226 102L227 103L226 104L225 103L224 104H221ZM111 102H112V104H111ZM38 103H39V105H41L39 108L37 107L38 109L37 108H31L34 104H35L34 106L36 107L38 105ZM105 105H107L109 107L108 112H105L108 109L107 106H105ZM13 106H15V108H17L16 107V103L13 104ZM13 106L11 107L12 110L15 109ZM17 106H18V104H17ZM188 106H192V104H190ZM188 106L185 107L186 109L184 108L182 110L183 113H185V111H187V108H189ZM195 106L196 105L194 104V107ZM238 106H240L241 108H243L246 105L245 104L243 105L242 103H238ZM105 107H106V109H105ZM134 107L136 108V110L134 109ZM211 107L214 108V106H211ZM110 108H115L116 110H114L112 112L110 110ZM68 109H69V111H66ZM139 109H140V111H139ZM214 109L216 110V108H214ZM25 110H27L26 113L29 114V115H31V117H29V115L28 116L26 115ZM38 110H39V112H37V114L34 115V113H36V111H38ZM199 110H201V109H199ZM215 110H213V112L211 111V113H209V112L204 113L207 116H208V114H210L209 117L205 116L204 119H203V116H204L203 115L200 120H202V119L205 120V118H206L207 120H205V121H210L212 119V117L214 116L213 113H214ZM119 111L121 112L120 117H119V113H120ZM29 112H31V114ZM65 112H66V114H65ZM110 112L113 113L114 115L111 114ZM140 112H141V114H140ZM146 112H148V113H146ZM182 112L180 111L181 114H182ZM91 113H92V115L94 117L91 115ZM122 114H124L123 117H122ZM233 114H234V111L229 115V118H231V116ZM251 114H252V118L254 119V121H256L258 119L259 115H260L259 113L258 114H254L252 112H251ZM32 115H34V116H32ZM57 115H59V116L56 117ZM110 115H111V117H110ZM141 116L143 117L144 120H146L145 123L143 122L144 120L141 118ZM210 116H212V117H210ZM56 118H57V120H56ZM117 118H118V120H117ZM46 119H47L48 122L46 121ZM129 119H130V121H132V119H133L132 126L130 124L131 122L129 121ZM26 121L23 123V125L25 123H27ZM73 121L76 123L77 126L79 125L78 128H76L77 126L75 127V129H78L79 130V133H78V130H76L77 131V135L76 136H78V138H77L78 139V142L77 143H79V145L77 144L78 145V146L76 145L77 147L76 146L73 147L75 149V150L73 149L74 151H71L72 149L70 147H65L67 149H63L62 150L63 143L62 142L60 143L61 139H60V141H59V139H56V140H58V141H56L53 138L56 136L57 133H59V130H61V134H62L61 136H63V134L65 135V133H62V132H64L65 129L68 130L70 128V126L71 127H74V126L70 125V124H72ZM127 122L128 123L130 122L129 123L130 125H127L128 124ZM204 122L202 123V121L201 122L198 121L199 126H198V123H197V125H196L197 128L195 126L196 130H193L192 136H190L189 141H188L189 143H187V146H186L185 149L188 150L189 152H191L192 154H197L198 146H199L198 143L200 141H202L204 144H212V142L214 143L215 140H216V142L217 141H221V142H225L226 141L229 144V147H228V150L230 151L229 152L230 153L229 154V158L230 159L232 158V159H231V162H229V164L226 165V167L224 169L225 172L223 171V173H224V175H223L224 176V180L220 184H216V185L209 186V187H212V189H214V190H211V188H208V185H207L206 187L205 186L204 187L203 186H200L201 188L197 189L198 192L205 193L207 191L208 192L209 191H216L217 189H219L217 191L224 192V191H227L229 189H232L231 187L234 185L235 182L236 183H239V181H240L242 183L245 180L247 182H250L254 178L255 175L257 176V177L255 176L256 178H259L260 177V179H262L264 181V173H263L264 172V165L262 166V164H264V162H260V161H264V159H262V155L264 156V130H261V131L260 130H253L250 127L251 126L250 125V121L247 119L246 114H244V113H240L239 116H238V118L237 119H234L228 125V127L224 131L225 134H220L219 132L217 134V133H214L212 131L211 132H203V133H201L200 128L204 124ZM30 124H25V125L30 126ZM134 124H135V126H133ZM52 125L54 126L53 127L54 128L53 129L54 131L51 129L52 127H50ZM89 125H90V127H89ZM34 126H31V128H34ZM143 126H145L146 128H142ZM132 127H135L136 129L135 128H132ZM147 127H151V128L148 129ZM159 127L161 129H159ZM14 129H12V130H14ZM38 129L40 131L41 129H43V127H41V125L40 126L37 125V130ZM57 129H59V130H57ZM70 129L72 130V128H70ZM70 129H69V131L71 132ZM56 130H57V133L56 134L53 133ZM150 130H151V132H150ZM158 130H161V131H158ZM44 131H42V132H44ZM48 132H52L53 134H55V136H53V134L50 133L52 136H49L48 137V135H50V134H48ZM125 132H126V134H125ZM247 132H249V135H250L249 138H247V141H246L248 143L243 142V139L244 138L243 139L241 138V137H245V134ZM67 133H66L67 134L66 136H68L67 138L72 137V135H70V137H69V132H67ZM135 134H136V136L138 138L134 136ZM199 134H201V135H199ZM213 135H215V136H213ZM220 135H221V138L219 140ZM226 135H228V136H226ZM224 137H226V138H224ZM225 139H227V140H225ZM211 140H214V141H211ZM30 141H32V142H30ZM33 141L34 142H37V144L36 143H33ZM233 142L234 143L236 142V143L234 144ZM237 142H238V144H237ZM29 143L32 144V145L34 144L35 146H31ZM192 143L194 144V148L191 147V146H193ZM50 144H52V145H50ZM54 144H56V146H60L61 145L62 147L60 146V147H57L56 148V146H54ZM190 144H192V145H190ZM45 146L46 147L48 146L50 148L51 151L48 150V148H47V150H48V152L50 151L51 154L52 153H55V148L57 149L58 152L60 150V152L58 154L55 153L57 155H54L53 154L54 156L52 155L50 157V156L47 155V150H46V147ZM64 146H65V144H64ZM256 146H257V148H256ZM84 147H87L89 149V152L87 153L85 159L82 160L83 162L80 161V160H75V161L69 162L71 164L66 163L67 162L66 159H68L67 157L69 155L65 157L64 156L65 155L64 154L65 152H68L70 154V153L75 152L77 150L75 152L76 153L75 155L78 156L79 154H81L82 149ZM27 148H26V150H29L30 149V148L29 149H27ZM154 148H156V145L154 146ZM31 149H30V151H32V152L35 151V150L33 151ZM238 149L239 150L241 149L242 151H244V153L246 152V154L243 153V154H241L240 158H237V156H235V154H234V151H235V153H237ZM23 150H24V153H25L26 150L25 149H23ZM38 150H36V151L38 152ZM52 150H54V151H52ZM252 150H255L256 152L255 151L253 152ZM251 151H252V154H251ZM27 152H29V151H27ZM24 153L21 152V154H24ZM29 153L31 154V152H29ZM256 153H258V154H256ZM60 154H62V155H60ZM34 155L33 154L32 155H27V156H30V158L26 156V159H24V160H27L29 158L30 161H33L32 160V158H33L35 161H37L36 160L37 158H34V157H36V154H34ZM31 156H32V158H31ZM251 156H253L252 159L254 161L251 159ZM24 157H25V155H24ZM54 157L57 158L56 161L54 159L55 162H53V160H52ZM135 159H137L138 161H136ZM249 159L253 161V163H252L253 165H255L254 162L256 164L260 162V166L258 167V169L254 168L256 165L255 166H252L249 170H246L245 169L246 166H247V164L250 161ZM40 160H38V161H40ZM84 160H85V162L87 164H84L85 163ZM62 161H64L66 163V165L68 164L69 166L67 165L68 167H66L65 164L64 165H61V164L64 163ZM133 161H134V163H133ZM52 162H53L54 167H56V168L52 167L53 166L52 164L49 165ZM29 163H31V162H29ZM56 163H57V165H55ZM230 163L232 165H230ZM26 164H28V163H26ZM46 164H47V166H46ZM171 164L172 163L166 162L163 165L164 169H166L165 166L166 167H169V166H171ZM194 164L195 163H193V165ZM243 165H245V167ZM62 166H64L66 168V169L64 168L66 170V172H68L67 170L70 169V171L68 172V174H71V175L74 174L73 176H69V177H72L71 178V181H73V179L75 180V182L73 184V187L70 190H67V191H64V185L61 184V182H59V181H62V177L63 176H66L65 170L60 169V168H63ZM14 167H16V169H15L16 175H18L16 177H19V178L13 177V174L15 173L13 171L14 170ZM28 170H26L25 173L26 172H29L28 174H31V172H30L31 169H28ZM80 170H83V172L80 171ZM136 170H138L139 172H137ZM11 171L13 173L10 174ZM135 171H136L137 175H136ZM257 171H259V173L262 172V175L259 174ZM80 172H82L83 174H81ZM141 172H143V173H141ZM32 173H35V172H32ZM79 173L81 174V176L79 175ZM131 174H133V175L131 176ZM6 175H8V176H6ZM38 175H40V174H38ZM140 175H141V177H140ZM77 176H78V179L76 178ZM129 177H130V180L128 179ZM134 177L136 178L135 180H134ZM138 177L141 178V179H138ZM153 177L154 178H157L158 177L157 182H156L155 179H153ZM131 178L133 179V183L129 184L130 183L129 181H132ZM63 179H65V178L63 177ZM125 179H127V180H125ZM137 179L140 180V181L139 182H136ZM49 180H51V182ZM237 180H238V182H237ZM76 181H78V182H76ZM124 181H125V183H124ZM134 182H135V184H134ZM222 183L224 185H222ZM124 184H125V188H127L126 190L128 192L125 189L122 188V187H124ZM126 184L127 185L129 184V185L126 186ZM133 188H131V189H133ZM25 189L27 190L26 192H25ZM260 190H259V193L258 194H256V195L254 194L256 198L259 197L258 199H260L262 197L261 198L262 200H260V202L258 201L255 204L260 209L258 207H256V206L253 207V209H252V207L249 208L252 211L254 210L256 212L255 214L256 215L258 214L259 216H257V218L253 217L255 219L251 220L252 219L251 218L252 212H250L251 210L248 211L249 209H246V207H245V210H247V211L244 210L245 213H248L249 212L248 215L251 213V215H249L250 216L251 223H252V221L257 222V223H252V225H255V227H258V225H259V228H255V230H254L255 233L256 232H259L258 229L259 230L263 229V226H264V219H263L264 218V211H263L264 210V185H262L260 187ZM156 193L157 192H155V194ZM117 194H118V192H117ZM157 195H159V193ZM249 195H251V192H250ZM22 197H23V199H22ZM255 197H253V198H255ZM19 199H21V200H19ZM108 200H110V201L108 202ZM261 201H263V202H261ZM226 203H228V200L225 202V204ZM182 204H183V202L181 203V205ZM220 204H222V203H220ZM96 205H99L100 207L99 206H96ZM121 205H122V203H120V206ZM210 205L213 206L212 204H210ZM205 206H208V205H205ZM14 207L15 208H18V209H14ZM98 207L101 208V209H99ZM133 207L137 208V206H133ZM195 207H196V205H194V207L193 206L191 207V208H193L192 209L193 211H194ZM202 207L204 208L203 205H202ZM6 208L9 209V211L8 210L5 211ZM208 208H210V206L209 207H205V209H207V211L209 212L210 209H208ZM247 208H248V206H247ZM53 209H55L54 211L58 212V213H55L56 214V217L54 218V219H56V221H55L56 222L55 223L56 225H50L51 224V219L50 218L54 217L53 216V214H54ZM76 210H75V212H76ZM16 212L18 214H16ZM39 212H40V216H39ZM212 213H214V212H211L209 215H211ZM209 215H207V216L209 217ZM15 217L17 219H19L20 223L17 220L15 222V219H16ZM208 217H207V219H209ZM248 218L249 217L247 216V219ZM259 218H261V219H259ZM247 219H246V221H248ZM256 219H257V221H256ZM81 220H80V223L81 224L83 223L82 225L85 224V226L87 224L86 227L91 226L93 224L92 221H91V219L87 218V216L86 217L84 216L83 219H81ZM122 221L125 222L126 219H123ZM47 222H48V225H50V227L47 226L48 229L45 228L46 229L45 231H44V229L43 230H40V229H42V227H43V225L45 223L47 224ZM205 222H208V221H205ZM178 223L179 222H177V224ZM209 223L210 222H208V224ZM248 223H249V221H248ZM251 223H249L250 224V227L252 226ZM64 224H65V226L68 225L67 227L69 228V232L66 233V231H65L63 233V231H62L60 233L59 232L60 231V229H59L60 226L58 227L57 225H61L62 226ZM181 224H183V221H182ZM203 224L205 226H207L206 227L207 229L210 228V226L206 225L207 223L206 224L203 223ZM209 225H211V224H209ZM93 226L95 227L96 225H93ZM199 226H200L199 227L200 228L199 231L200 230L201 231L202 230H205V229H202L203 227L201 228L202 225H199ZM234 226H237V225H234ZM234 226L232 225L230 227H226L227 229L224 230L225 232L223 231V233L221 232L222 235H221V233H220L221 236L219 235L220 239L218 241L220 242L221 239H222V241L220 242V244L224 243L225 245H228V246L230 245V247L233 248L232 250L229 248L230 251H233L235 249L232 253L231 252L229 253V255L231 254L230 256L233 258V262H231V263L230 262H228V263L226 262V263H221V264H253L252 262H244V259L246 257L245 255H247V251H250V252H248L249 254L250 253H255L256 254V250L257 249L258 250L260 249L259 251H261L262 248H263V252H264V233H263L264 231L262 232L263 234L261 235V237L259 236L260 237V239H259L260 241L258 243L259 245L257 246V245H255L256 243L254 241H250L249 244L246 243L247 238H245V237L247 235H243V234H246V232L244 233V231H246V229H248V228L244 229L245 227L242 228L241 225L240 226H237V228L234 227ZM176 227H178V225ZM211 227H212V225H211ZM239 227H241V228H239ZM15 228H17V229H15ZM172 229L175 232L177 228L173 227ZM253 229H254V227H253ZM21 230H22V228H21ZM194 231H196V230L194 229ZM197 231H198V229H197ZM199 231L197 232L198 234L196 232H195L196 234L193 233V231L190 232V234H192V236H194V234H195L196 235V238L195 239L192 238L193 239L192 241H194V242H191V245H190V242L188 241L189 242L188 249L191 250L192 247L195 245L194 243H196L197 241L199 242V240H200V238H199L200 235L199 234L203 233V231L202 232H199ZM251 231H253V230L249 229V231H247V233L250 232L252 234L253 232H251ZM58 232L61 235H58ZM20 233H21V231H20ZM190 234H189V237L191 238L192 236ZM197 236H198V238H197ZM35 237H38V238L35 239ZM49 237H51V238H49ZM190 238H189V240H190ZM82 239L85 240V238H82ZM86 239H87V237H86ZM196 239H197V241H196ZM54 240H55V242H54ZM9 242H10V240H8V243ZM5 243H6V246L7 247L6 246L3 247L5 245ZM232 243L234 244L233 247H232V245H233ZM22 244L20 246L23 249L25 247H23ZM224 244H222V245H224ZM197 245H198V243L196 244V246ZM237 245H238V247H237ZM260 245H261V248H257V249L254 248V247H259ZM32 246H34V245H32ZM246 246L250 247V250H247L248 247H246ZM28 247H30V246H28ZM194 248H195V246H194ZM7 249H5V250L7 251ZM57 249H58V251H59V249H65L66 255L64 253L63 255H60L59 257L56 256V250ZM5 250H4V252H5ZM29 250H31V248H29ZM9 251H10V249L8 250V252ZM34 251H36V249ZM189 251L186 252L187 254L186 253L183 254L184 256L187 255V258L188 259L186 258V256L184 257L185 259L182 258L183 256L181 257V259H184V262L181 261L182 264L183 263H185V264L186 263H188V264H194V261L195 260H197L195 262V264L196 263H199L200 260L198 258L200 257V253L198 254L197 252L195 253V252H192V250H191L190 252H192V254H189ZM259 251H257V254L256 255H259L261 253V252L259 253ZM16 252H17V250H15V253H14V251H12L11 254L5 252V255L7 254V256L2 257L0 259L7 258L8 257V254L9 255H13L12 253H14L16 255L18 254L17 256L20 258V254L19 253H16ZM30 252H32V250ZM263 252L261 253L263 256L259 255V256H261L263 258V260L261 259V257L260 258L258 257V259L259 260H262L263 261V264H264V253ZM54 254H55L56 257L54 256ZM195 254H197L199 256H196ZM188 255H191V256H188ZM251 255H253V254H251ZM10 257L11 256H9L8 259H10ZM13 257L15 259H18V257H15V255ZM193 258L195 260H193ZM232 258H231V261H232ZM254 258L257 259V257H254ZM221 259H222V257H221ZM31 260H30V262H32ZM6 261H7V259H6ZM12 261H14V259H10L9 260V262H12ZM69 262H72V264L77 263V261L74 263L73 260L72 261H69ZM0 263H1V261H0ZM176 263L178 264L180 262H176ZM216 263H217V261H216ZM219 263H217V264H219ZM3 264H6V262L3 263ZM259 264H262V262H260Z\"/></svg>",
  "mask_w": 264,
  "mask_h": 264
}]
</instances>
